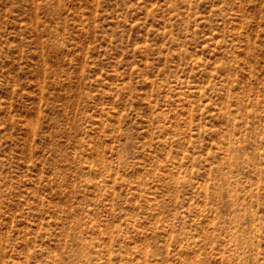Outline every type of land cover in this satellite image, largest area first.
Masks as SVG:
<instances>
[{"label": "rangeland", "instance_id": "374dc122", "mask_svg": "<svg viewBox=\"0 0 264 264\" xmlns=\"http://www.w3.org/2000/svg\"><path fill=\"white\" fill-rule=\"evenodd\" d=\"M0 264H264V0H0Z\"/></svg>", "mask_w": 264, "mask_h": 264}]
</instances>
